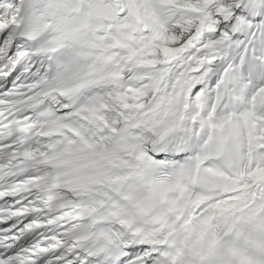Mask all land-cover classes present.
Returning a JSON list of instances; mask_svg holds the SVG:
<instances>
[{"label": "snow or ice", "instance_id": "6c2138e0", "mask_svg": "<svg viewBox=\"0 0 264 264\" xmlns=\"http://www.w3.org/2000/svg\"><path fill=\"white\" fill-rule=\"evenodd\" d=\"M0 264H264V0H0Z\"/></svg>", "mask_w": 264, "mask_h": 264}]
</instances>
